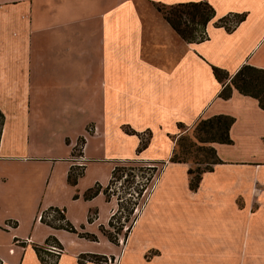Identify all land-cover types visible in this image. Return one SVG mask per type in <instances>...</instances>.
Listing matches in <instances>:
<instances>
[{"label": "crops", "instance_id": "obj_1", "mask_svg": "<svg viewBox=\"0 0 264 264\" xmlns=\"http://www.w3.org/2000/svg\"><path fill=\"white\" fill-rule=\"evenodd\" d=\"M186 1L199 0H0L1 264H41L32 245H43L49 236L62 246L57 264H68L71 257L77 264L84 252L104 253L94 248L96 241L42 222L41 212L65 208L75 228L103 243L100 226H107L117 203L102 191L85 198V191L96 183L105 187L113 166L125 159L164 161L158 166L186 170V163L168 161L181 133L178 123L184 127L228 114L234 117L231 144L238 127L244 144H264V110L236 89L228 99L219 97L222 83L211 71L214 65L231 76L243 64L264 68V16L242 7L220 10L215 1L205 0L217 17L247 15L231 31L210 23L207 39L188 43L154 6ZM253 1L259 8L263 4ZM125 129L148 133L139 154V136ZM80 136L85 143L76 159L72 152ZM159 142L167 147L164 159L148 153ZM223 145L230 144H213L223 162L210 172L227 168L226 180L235 188L233 213L240 194L249 219L252 197L258 198L255 213H264V161L225 157ZM73 165L84 167L70 184ZM245 225L247 231L252 227L250 221ZM226 243L235 244L229 238Z\"/></svg>", "mask_w": 264, "mask_h": 264}, {"label": "rangeland", "instance_id": "obj_2", "mask_svg": "<svg viewBox=\"0 0 264 264\" xmlns=\"http://www.w3.org/2000/svg\"><path fill=\"white\" fill-rule=\"evenodd\" d=\"M213 1L220 10L229 6L242 7L253 16H264V0L260 8L253 0ZM88 126L93 130L91 125L86 128ZM236 129L235 143L222 146L221 152L225 157L263 162L264 144H244V131L241 127ZM192 131L193 125H189L182 127L180 132L192 136ZM158 144L160 147H152L148 153L164 159L167 147L161 142ZM187 156V168L196 167L195 161L205 158L204 152L196 151L195 146L190 147ZM116 164L129 163L117 161ZM131 165L119 171L121 177L114 179L109 190V197L115 201L118 196L126 197L123 200L125 208L130 201L127 193L134 194L147 177V170L140 168L141 164ZM158 167V174L142 193L133 212L128 214L127 209L123 208L119 219H115L113 226L108 228L114 237L117 235L119 244L109 241L107 237L101 244L97 242L98 239L83 237L96 241L94 248L103 251L98 253L106 256L83 259V264H264V213H255L258 198L252 197L251 210L254 212L249 219L248 211L246 213L244 210L243 194L236 197V212L233 213L231 193L235 188L230 179L226 180L230 177L226 167L218 166L212 173H202L198 192L191 191L193 193L187 187L188 175L184 166L170 164L166 168ZM135 173L137 176L131 177ZM215 191L223 194L218 198L211 197ZM249 221L252 227L247 231L245 224ZM228 238L235 244L228 245ZM48 258L51 263L57 259L55 256ZM66 262L73 264L72 257L67 258Z\"/></svg>", "mask_w": 264, "mask_h": 264}, {"label": "trees", "instance_id": "obj_3", "mask_svg": "<svg viewBox=\"0 0 264 264\" xmlns=\"http://www.w3.org/2000/svg\"><path fill=\"white\" fill-rule=\"evenodd\" d=\"M154 6L156 10L162 14L163 18L168 22L172 29L188 43L200 42L207 39V26L210 23H212L214 26L223 27L226 31H231L241 21H243L247 15L246 12H241L228 13L226 15L217 17L214 7L205 0L179 2L172 5L155 3ZM211 71L215 79L222 83L221 90L218 94L219 97L222 99H228L231 96L232 90L236 89L239 93L251 96L256 99L258 106L264 110V68L256 67L250 64H243L231 76H229L227 71L214 65H211ZM233 122L234 117L228 114H216L207 118H199L193 123L192 136L180 133L175 139L174 147L172 148L168 158L169 162H189V157L187 155L189 154L190 147L193 146H195L196 151H203L205 155L204 159H198V161H195L196 167L192 168L190 166L186 169V173L188 175L187 187L190 191L197 190L202 173L212 171L213 165L223 162L218 157L213 144L232 143V139L229 135V129ZM3 123L4 115L0 109V136ZM177 127L182 128L183 125L178 123ZM86 130L87 132L92 131L89 126L86 128ZM125 132L139 136L140 141L136 148V154H139L147 147L149 140L148 133H146V135H141L130 129H125ZM143 136L147 137L144 138ZM84 143V136L78 137L72 152L76 159L81 158ZM122 161L129 164L114 165L111 171V178L105 187H102L100 184L96 183L84 193L85 198H90L96 195L99 191H102L105 194L107 200H109L110 185L115 178L121 177V175L118 173L120 170H122V168H126L125 166L127 165L129 167L133 166L131 164H141L140 168H146L147 177H145V181L137 187V189L134 191V194L127 193L130 201L129 203L127 202L126 208L123 207V200H125L126 197L118 196L116 200L117 209L110 216L107 226H100V231L102 234L106 236L109 241L115 244H119V239L117 238V235L114 237L108 228L113 226L115 219H119V215L121 214V210L123 208L127 209L128 214L133 212V209L137 206L142 193L158 174V164L165 163L164 161H148L137 158L125 159ZM199 164H204L205 166L200 167ZM83 167V165H73L70 167L67 176V180L70 184L76 183L77 178L83 173ZM136 176L137 173L131 175V177ZM88 219L91 221L92 217L89 216ZM40 220L51 227L65 229L69 232L76 233L80 237H86L90 240H97L95 234L83 231L82 227L79 230L75 228L74 225L66 218L65 208L50 206L41 212ZM47 245H54L62 250L61 244L54 236H49L43 245L32 246L41 264H57L59 254H55L47 250ZM51 256L57 257L53 263H51L48 258ZM89 257L92 259L102 257L106 258L105 255L99 253H81L77 257V263L83 264V259L85 260Z\"/></svg>", "mask_w": 264, "mask_h": 264}, {"label": "built area", "instance_id": "obj_4", "mask_svg": "<svg viewBox=\"0 0 264 264\" xmlns=\"http://www.w3.org/2000/svg\"><path fill=\"white\" fill-rule=\"evenodd\" d=\"M39 219H40V216H39ZM46 249L55 253V254H60L62 252V250L59 247L54 246V245H47ZM10 251H11V249H10Z\"/></svg>", "mask_w": 264, "mask_h": 264}]
</instances>
